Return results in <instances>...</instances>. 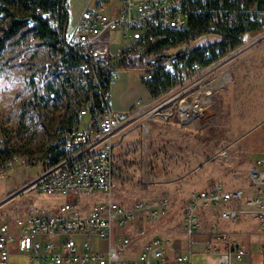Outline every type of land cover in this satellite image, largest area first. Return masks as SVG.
I'll list each match as a JSON object with an SVG mask.
<instances>
[{"label": "built area", "instance_id": "2783aa9c", "mask_svg": "<svg viewBox=\"0 0 264 264\" xmlns=\"http://www.w3.org/2000/svg\"><path fill=\"white\" fill-rule=\"evenodd\" d=\"M10 13L23 22L27 51L36 53L40 44L46 45V68L74 72L83 96L74 125L56 131L54 151L24 186L64 197L65 201L52 208L30 202L24 216L1 222L0 264H12L10 255L14 251L41 264H125L122 256L131 243L125 232L127 226L140 217L151 223L159 221L168 208V199L126 205L112 198L116 140L138 117H169L175 100L184 102L181 96L187 89L203 82L205 71L244 45L251 34L256 41L264 40V0H96L75 20L69 0H9L1 4L0 26L10 19ZM194 20L205 22L208 31L193 41L178 44L187 46L178 58L161 64L155 61L143 74L145 83L167 81L168 88L150 102L136 101L127 110L114 108L111 88L120 64L139 56L152 58L153 53L146 57L145 52L159 42L171 47L179 34L190 30ZM240 21L257 23L258 28L242 33L239 45L227 49L221 44L224 34L218 30ZM39 23H45L50 31L51 46L47 37L39 35ZM112 33L117 34V41L111 38ZM201 38L204 41L199 43ZM193 56L198 59H191ZM21 58H25L24 54ZM188 115L182 107L180 117L186 119ZM16 165L29 164L12 153L0 162V178ZM247 176L251 195L241 188H227L220 181L190 193L183 205L181 223L190 242L200 233L203 209H217L220 217L229 222L250 217L264 235V155L253 162ZM94 192L107 193L108 198L87 212H81L69 199ZM205 235L202 252L215 258L214 264H244L246 250L231 232L212 223ZM91 236L105 241V249L94 247ZM262 256L264 264V243ZM131 264H192V254L171 251L168 240L158 236L139 251Z\"/></svg>", "mask_w": 264, "mask_h": 264}, {"label": "rangeland", "instance_id": "374dc122", "mask_svg": "<svg viewBox=\"0 0 264 264\" xmlns=\"http://www.w3.org/2000/svg\"><path fill=\"white\" fill-rule=\"evenodd\" d=\"M88 1L69 0L74 20ZM4 27L6 23L0 26V37ZM111 38L118 40L116 33ZM27 44V35L19 32L6 38L0 49V151L7 148L29 164L16 165L0 178V223L24 216L30 202L52 208L65 201L24 186L40 171L56 131L70 124L82 100L74 72L50 71L44 58L47 46L40 44V51L31 53ZM186 49V45L171 46L164 53ZM205 72L204 81L181 96L184 102L175 100L169 117H138L116 140L112 198L126 205L168 199L159 221L140 217L127 226L131 243L122 256L125 264H131L158 236L168 240L171 251H190L192 264H214L215 258L202 252L203 241L193 236L190 242L182 232L183 205L191 192L215 181L227 188H247L249 168L264 155V40L256 41L251 34L244 45ZM144 73L145 69L119 70L111 90L115 108L127 110L136 101L143 104L155 98L143 81ZM182 107L189 113L186 119L180 117ZM85 123L86 118L81 125ZM107 198V193L94 192L69 199L87 211ZM216 212L201 210V234L214 222L222 229H233L236 222L220 219ZM245 218L249 231L244 233L250 239L259 231L250 217L241 220ZM90 239L94 247L104 248L105 241L96 236ZM250 258L251 264H258V246ZM11 262L23 264L24 260L12 256Z\"/></svg>", "mask_w": 264, "mask_h": 264}, {"label": "trees", "instance_id": "16d2710c", "mask_svg": "<svg viewBox=\"0 0 264 264\" xmlns=\"http://www.w3.org/2000/svg\"><path fill=\"white\" fill-rule=\"evenodd\" d=\"M9 0H0V7L1 4L7 3ZM11 3V1H10ZM9 13V12H8ZM10 15V19L6 21V27L2 28L3 33L0 37V49L3 47L5 39L12 37L19 32H22V35H26L25 31H22L23 22L17 18L14 17L13 13L8 14ZM258 28V24H246L245 22H237L232 27H221L218 31L222 32L224 34V39L221 42V44L226 47L227 49H234L237 47L240 43V35L244 33L247 30L254 31ZM37 29L39 32V35L41 37H47V40L49 41L48 46H51L50 40H51V33L48 30L45 23H39L37 25ZM208 31V25L205 22L194 20L190 25V30L188 32H184L179 34L176 37V42L172 46H176L182 42H186L188 40H194L203 33ZM192 32V36H189V33ZM169 47L165 46L163 43H157L150 48L147 49L145 52V55L154 54L152 58H144L143 56H139L138 58L134 59L133 61H130L128 63H121L120 64V70L121 69H146L153 66V62L157 61L158 64H161L163 61L169 59L167 55L162 56L164 54L163 52ZM181 56V54H180ZM191 59H198L197 56H193ZM147 85V89L150 91V94L152 96H157L161 91L165 90L169 86V82L165 81L161 84H158L156 82H148L145 83ZM55 92L59 93V90H55ZM83 96V93H82ZM80 105V103H79ZM78 105V107H79ZM77 107V109H78ZM69 108V105L66 106V109ZM76 109V111H77ZM76 114V112H75ZM69 118L70 124L66 127L70 128L74 125V117ZM54 147L51 145L48 149V153L53 152ZM13 152L11 150L4 148L0 151V162L7 159ZM55 153L53 156L55 157ZM47 157V156H46Z\"/></svg>", "mask_w": 264, "mask_h": 264}, {"label": "crops", "instance_id": "0c3cea01", "mask_svg": "<svg viewBox=\"0 0 264 264\" xmlns=\"http://www.w3.org/2000/svg\"><path fill=\"white\" fill-rule=\"evenodd\" d=\"M94 2H96V0H89L88 2H87V4H86V6L83 8V9H85L88 5H91V4H93ZM82 9V10H83ZM82 12V11H81ZM80 12V13H81ZM79 13V14H80ZM79 14H78V16H79ZM113 86V85H112ZM111 90H112V88H111ZM112 102V101H111ZM112 105H113V103H112ZM113 107L115 108V106L113 105ZM117 109V108H116ZM119 110H121V109H119ZM244 190V192L247 194V195H251V193H252V189H251V187H250V185L247 187V188H245V189H243ZM215 211H217L216 213L219 215V211L217 210V209H214ZM81 211V210H80ZM88 211V210H87ZM87 211H81V212H87ZM219 218L220 219H222L221 217H220V215H219ZM253 221V220H252ZM215 223V222H214ZM253 223H254V226L256 225L255 224V221H253ZM216 224V223H215ZM217 226H218V224H217ZM248 226H249V222H248V219L247 218H245V219H242V220H240L239 222H236L235 224H234V227H233V229H222V228H220L219 226V228L220 229H222V230H225V231H229V232H231L233 235H234V237H235V239H236V241L241 245V246H243L244 248H245V250H246V253H245V255H244V259H243V262H244V264H251V253H252V250H255V248L258 246L259 247V259H258V264H262V261H263V256H262V246H263V243H264V235H262V234H260L259 232H256L255 234H253L252 236V238H246L245 236H246V234L245 233H247V231H249V229H248ZM248 229V230H247ZM245 232V233H244ZM258 233V234H257ZM248 235V234H247ZM197 239H200L201 241H205L206 240V235H205V233H198L196 236H195ZM105 247H106V242H105V244H104V248L103 247H97V248H99V249H105ZM12 256H17L18 258H21V259H23L24 260V263L23 264H34L33 262H31L30 260H29V258L26 256V255H23V254H19V253H17V252H13L11 255H10V261H11V257ZM12 263V262H11ZM12 264H19V263H15V262H13Z\"/></svg>", "mask_w": 264, "mask_h": 264}, {"label": "water", "instance_id": "95a60500", "mask_svg": "<svg viewBox=\"0 0 264 264\" xmlns=\"http://www.w3.org/2000/svg\"><path fill=\"white\" fill-rule=\"evenodd\" d=\"M202 41H204V38H201L200 40H199V43L200 42H202ZM183 52H180V53H178V54H162V56H164V55H167V57L168 58H178L179 56H180V54H182Z\"/></svg>", "mask_w": 264, "mask_h": 264}]
</instances>
